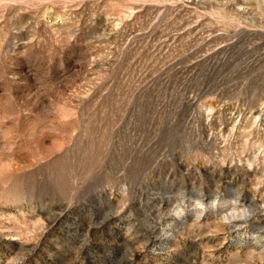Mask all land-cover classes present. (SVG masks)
I'll return each instance as SVG.
<instances>
[{
  "label": "rangeland",
  "instance_id": "1",
  "mask_svg": "<svg viewBox=\"0 0 264 264\" xmlns=\"http://www.w3.org/2000/svg\"><path fill=\"white\" fill-rule=\"evenodd\" d=\"M0 264H264V0H0Z\"/></svg>",
  "mask_w": 264,
  "mask_h": 264
}]
</instances>
